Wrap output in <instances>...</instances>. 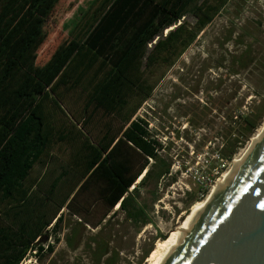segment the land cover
<instances>
[{"label":"rangeland","instance_id":"obj_1","mask_svg":"<svg viewBox=\"0 0 264 264\" xmlns=\"http://www.w3.org/2000/svg\"><path fill=\"white\" fill-rule=\"evenodd\" d=\"M26 1L44 25L25 54L18 57L9 52L2 60L0 86L8 73L16 86L20 77L33 75L38 94L47 89L45 78L51 70L65 66L76 51L78 44L71 32L94 0ZM185 18L192 25L196 22L191 13ZM245 52L248 55L240 58ZM148 76L155 89L135 118L147 124L150 136L161 145L159 167L170 166V174L160 180L152 178L144 185L135 182L139 187L136 201L150 223L134 224L119 208L109 209L104 183L91 180L70 197L61 211L57 232L54 225L45 231L43 247H52V252L37 257L32 251L21 264H94L99 247L108 252L101 264H149L156 246L177 230L193 205L205 199L234 167L264 126V0H230L173 68L158 65ZM86 81L66 94V114L54 111L52 123L57 134L51 145L52 158L48 165L37 164L25 182L34 187L42 180L40 193L46 196L52 181L70 171L56 191L58 202L77 183L80 169L74 163L76 154L82 153L87 139L100 136L108 120L100 112L83 124ZM11 89L5 85L0 89V125L8 127L21 121L32 101L12 96ZM252 110L257 128L230 161L223 160L235 138L236 116ZM60 135L66 140L59 141ZM114 159L127 166V179H135L146 165V158L125 143L118 147ZM149 163L154 164L152 160ZM7 224L0 218V226Z\"/></svg>","mask_w":264,"mask_h":264},{"label":"trees","instance_id":"obj_2","mask_svg":"<svg viewBox=\"0 0 264 264\" xmlns=\"http://www.w3.org/2000/svg\"><path fill=\"white\" fill-rule=\"evenodd\" d=\"M229 1L94 0L71 32L78 44L76 51L65 66L57 65L51 70L45 78L46 90L35 94L36 78L28 74L20 77L16 86L8 73L0 89L4 90V85L12 87L9 94L32 101L17 125H0V218L8 222L0 226L2 264H21L32 251L37 257L52 252V247H43L47 242L45 231L54 225L53 231L57 232L61 211L70 197L79 187V191L85 189L91 180L104 183L109 209L119 205L126 220L140 226L150 223L136 201L139 187L135 182L145 172L139 185L152 178L160 180L170 174V166L159 167L161 145L152 139L147 124L135 118L155 89L148 75L158 65L173 68ZM189 13L196 18L193 25L186 21ZM43 25L44 20L26 0H0V65L9 52H16L18 57L25 54ZM247 55L245 52L240 58ZM85 80L83 124L100 112L108 120L100 136L87 139L82 153L76 154L74 163L80 169L77 183L58 202L56 191L70 171L52 181L46 196L40 193L42 180L35 189L25 182L37 164L50 162L57 134L52 123L54 111L66 114V94L81 88ZM257 121L253 110L236 116L235 138L229 142L230 149L222 155L223 160L232 159L257 128ZM65 140L66 136H59V141ZM122 143L146 158L143 171L135 179H127V166L114 159ZM150 160L154 164L150 165ZM107 254L99 247L94 264H101Z\"/></svg>","mask_w":264,"mask_h":264},{"label":"water","instance_id":"obj_3","mask_svg":"<svg viewBox=\"0 0 264 264\" xmlns=\"http://www.w3.org/2000/svg\"><path fill=\"white\" fill-rule=\"evenodd\" d=\"M264 139L165 264H264Z\"/></svg>","mask_w":264,"mask_h":264},{"label":"bare ground","instance_id":"obj_4","mask_svg":"<svg viewBox=\"0 0 264 264\" xmlns=\"http://www.w3.org/2000/svg\"><path fill=\"white\" fill-rule=\"evenodd\" d=\"M173 28V27H172ZM172 28L166 30V33ZM264 139V126L263 128L251 139L250 147L235 161L234 167L223 174V176L217 181V183L212 187L209 194L205 197V199L197 202L193 205L191 209V213L188 218L179 223V227L176 231H174L168 239L159 243L156 246V249L152 253V255L148 258L147 263L149 264H165L176 252L178 247L181 245L187 234L196 226L204 213L208 210L212 202L217 198L219 193L223 190L225 185L228 183L229 179L232 175L239 169V167L244 163L247 157L251 154V152L261 143ZM143 175L136 182L139 183ZM119 208L117 205L116 209Z\"/></svg>","mask_w":264,"mask_h":264},{"label":"snow or ice","instance_id":"obj_5","mask_svg":"<svg viewBox=\"0 0 264 264\" xmlns=\"http://www.w3.org/2000/svg\"><path fill=\"white\" fill-rule=\"evenodd\" d=\"M261 207L264 208V204H262Z\"/></svg>","mask_w":264,"mask_h":264}]
</instances>
